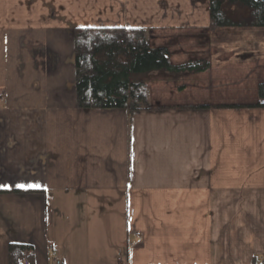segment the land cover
Here are the masks:
<instances>
[{
	"label": "crops",
	"instance_id": "crops-1",
	"mask_svg": "<svg viewBox=\"0 0 264 264\" xmlns=\"http://www.w3.org/2000/svg\"><path fill=\"white\" fill-rule=\"evenodd\" d=\"M209 23V0H0V264L11 243L32 264H262L264 108L216 106L257 101L264 28L217 43ZM111 26L211 68L148 110L80 109L73 29Z\"/></svg>",
	"mask_w": 264,
	"mask_h": 264
},
{
	"label": "trees",
	"instance_id": "trees-1",
	"mask_svg": "<svg viewBox=\"0 0 264 264\" xmlns=\"http://www.w3.org/2000/svg\"><path fill=\"white\" fill-rule=\"evenodd\" d=\"M247 9L246 16L234 18L229 9ZM209 28H264V0H209ZM76 104L80 109L148 110L147 84L134 79L139 74L175 76L204 73L211 68L207 58L170 61L165 46L152 47L147 30L142 27H75L73 29ZM253 104H230L216 107L264 108V81L257 86ZM177 108H209V105H177ZM157 108H163L157 107ZM18 192L19 190H12ZM8 264L32 261V247L11 243ZM252 264H257L253 258ZM264 264V260L262 262Z\"/></svg>",
	"mask_w": 264,
	"mask_h": 264
},
{
	"label": "rangeland",
	"instance_id": "rangeland-1",
	"mask_svg": "<svg viewBox=\"0 0 264 264\" xmlns=\"http://www.w3.org/2000/svg\"><path fill=\"white\" fill-rule=\"evenodd\" d=\"M237 12L240 14L238 15V13L236 14V12H235L234 14H231V16L234 18H237L239 16H246L248 14L247 9H238ZM226 30H227V28L218 29V31L214 34L217 37H213V40L216 41L217 43L226 41V39H225ZM173 47L176 48V50H179V52H180V49H177L176 46H173ZM172 51H173V53H175L174 50H172ZM181 51H184V50H181ZM175 56L172 55V57H175ZM172 61H174V60L172 59ZM185 76L187 77V76H189V74H184V75H178L177 74L175 76H164L163 75V77H162V75L161 76H155L151 73L150 74L146 73V74L136 75L134 79H137V80L143 79L146 82V84H147V101L149 104V102H151V101L153 102L154 99H156V98L158 99L159 97L161 98V96L175 98L176 94L180 92V90L176 91L178 89L179 82L185 83L184 86L186 88V85H187L186 83H188V81H190L188 79H187L188 81H184V82L181 81V78L185 77ZM221 83L222 82H215V84H220V86H222V87L218 88V91L216 90L214 92V90H213L207 94L206 93H204V94H206V95L212 94L213 96H217V98H221V99H223L225 97H230V96L235 97L232 95V93L236 92L237 87H233V90H230V89H232L230 86L224 87L225 82H223L222 84ZM188 87H189L188 92L184 93L188 97L194 98V97H198L201 95L200 93H198L199 89H197L195 87L192 89L191 85L190 86L188 85ZM170 88H174L175 92L170 91Z\"/></svg>",
	"mask_w": 264,
	"mask_h": 264
},
{
	"label": "built area",
	"instance_id": "built-area-1",
	"mask_svg": "<svg viewBox=\"0 0 264 264\" xmlns=\"http://www.w3.org/2000/svg\"><path fill=\"white\" fill-rule=\"evenodd\" d=\"M4 102H5V94H4V92L0 89V105L4 104ZM135 235H137V233H135ZM139 240H140V237L138 236V237L136 238V241H139ZM117 261H118V264H123V263H124L123 258H122L120 255L117 256ZM261 261H262V260H261ZM21 263H22V264H30V261L28 260L27 257H23V258L21 259Z\"/></svg>",
	"mask_w": 264,
	"mask_h": 264
},
{
	"label": "snow or ice",
	"instance_id": "snow-or-ice-1",
	"mask_svg": "<svg viewBox=\"0 0 264 264\" xmlns=\"http://www.w3.org/2000/svg\"><path fill=\"white\" fill-rule=\"evenodd\" d=\"M20 187H23V185H20Z\"/></svg>",
	"mask_w": 264,
	"mask_h": 264
}]
</instances>
